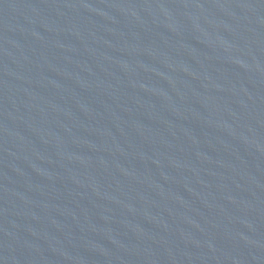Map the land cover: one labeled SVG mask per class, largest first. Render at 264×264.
I'll return each mask as SVG.
<instances>
[{"label": "water", "instance_id": "95a60500", "mask_svg": "<svg viewBox=\"0 0 264 264\" xmlns=\"http://www.w3.org/2000/svg\"><path fill=\"white\" fill-rule=\"evenodd\" d=\"M0 264H264V0H0Z\"/></svg>", "mask_w": 264, "mask_h": 264}]
</instances>
